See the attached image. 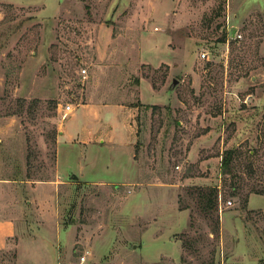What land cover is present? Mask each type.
<instances>
[{
  "label": "rangeland",
  "instance_id": "rangeland-1",
  "mask_svg": "<svg viewBox=\"0 0 264 264\" xmlns=\"http://www.w3.org/2000/svg\"><path fill=\"white\" fill-rule=\"evenodd\" d=\"M0 181V264H264V0H0Z\"/></svg>",
  "mask_w": 264,
  "mask_h": 264
},
{
  "label": "crops",
  "instance_id": "crops-1",
  "mask_svg": "<svg viewBox=\"0 0 264 264\" xmlns=\"http://www.w3.org/2000/svg\"><path fill=\"white\" fill-rule=\"evenodd\" d=\"M84 112L85 109H82ZM59 132V138L57 139V142H56V153H55V175L57 177V179L54 180H42V179H26V180H19L20 182L24 181L25 184H46L47 182H61V181H58V178H61V177H65L67 175H82V171L85 170V166L88 165V163L90 164H93L94 165V162H89V159L85 156V152L89 151L92 147L95 148V152L93 154H97L99 152V150H101L102 147L104 148H108V149H112L113 153L116 155L118 154V150L120 148V144L122 143H118V144H115V141H107V143H104V139L102 138V136H106L109 135L111 137V140L112 139H115L114 137V134L113 132H106L105 130H101V126L98 127V130L93 132V131H90V128H86L85 130H83V132L81 133V135H78L76 134L74 136V134H72L68 129L67 127L64 125V127L58 131ZM99 136V137H98ZM66 137V140H65V144H68L69 146H74V145H77L81 148V151L83 153V156L81 157L80 161L79 162V166H77L76 168H72L71 166H69V170L68 168L67 169H62L61 168V165H60V159H59V155H58V150H57V145L60 143V140L61 138H64ZM76 137H78V139H76ZM94 137H98V139L93 140ZM77 140V141H74V140ZM127 147V145H126ZM126 152V151H125ZM121 155H126L123 154V152L120 153ZM128 159H129V156H127ZM131 161V157L129 159ZM66 170V171H64ZM62 171V172H61ZM1 182V181H0ZM30 182V183H29ZM32 187V186H31ZM12 222L9 220V219H4L2 217H0V242L7 239V237H9L10 235H12L13 233V227H12Z\"/></svg>",
  "mask_w": 264,
  "mask_h": 264
},
{
  "label": "trees",
  "instance_id": "trees-1",
  "mask_svg": "<svg viewBox=\"0 0 264 264\" xmlns=\"http://www.w3.org/2000/svg\"><path fill=\"white\" fill-rule=\"evenodd\" d=\"M226 155H229V151L226 152ZM226 155H224L222 157V161H221V165L224 167L227 166V164L229 163V158H230L228 156L226 157ZM206 192L207 193H201L200 192L199 205L203 211L207 212L208 210L211 211L214 208L215 201H213V197H215V195H214L215 190L209 189Z\"/></svg>",
  "mask_w": 264,
  "mask_h": 264
},
{
  "label": "built area",
  "instance_id": "built-area-1",
  "mask_svg": "<svg viewBox=\"0 0 264 264\" xmlns=\"http://www.w3.org/2000/svg\"><path fill=\"white\" fill-rule=\"evenodd\" d=\"M81 72H82V74H83V76H84V74H85L86 71H85V69H81ZM65 109H66V110H70V106H69V105H66V106H65ZM226 204H227V205H230V204H231V201H230V200H227V201H226ZM218 209L221 210V203H220V202L218 203ZM81 258L83 259V257H81Z\"/></svg>",
  "mask_w": 264,
  "mask_h": 264
},
{
  "label": "water",
  "instance_id": "water-1",
  "mask_svg": "<svg viewBox=\"0 0 264 264\" xmlns=\"http://www.w3.org/2000/svg\"><path fill=\"white\" fill-rule=\"evenodd\" d=\"M176 83H177V80L176 79H172V85H175Z\"/></svg>",
  "mask_w": 264,
  "mask_h": 264
}]
</instances>
